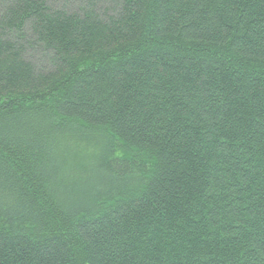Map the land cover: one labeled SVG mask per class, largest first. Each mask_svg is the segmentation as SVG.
<instances>
[{"label":"trees","instance_id":"trees-1","mask_svg":"<svg viewBox=\"0 0 264 264\" xmlns=\"http://www.w3.org/2000/svg\"><path fill=\"white\" fill-rule=\"evenodd\" d=\"M0 264H264V0H0Z\"/></svg>","mask_w":264,"mask_h":264}]
</instances>
